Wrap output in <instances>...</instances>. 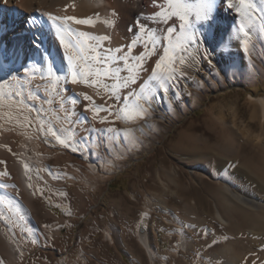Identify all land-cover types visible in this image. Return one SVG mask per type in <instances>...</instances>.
<instances>
[{"label":"rangeland","instance_id":"rangeland-1","mask_svg":"<svg viewBox=\"0 0 264 264\" xmlns=\"http://www.w3.org/2000/svg\"><path fill=\"white\" fill-rule=\"evenodd\" d=\"M253 19L254 16L251 17ZM258 24L257 35L254 38L251 36L252 41L250 34L244 35L240 48L247 68L242 69L241 61L231 62L224 56L217 57L214 49H208L202 51L200 58L204 60L195 71V61H190L188 68L182 67L181 70L176 67L178 49L175 64L171 66L179 74L174 88L176 99L166 98L168 106L146 108L131 95V91L136 92L139 85L135 86L137 90L116 93V84L112 79L99 78L97 90L106 100L88 101L81 97L76 116L87 119L79 132L83 142L90 147L91 157L88 160L71 156L74 158L75 173L69 188H66V182L49 183L54 189H59V201L65 202L62 209L65 213L71 212L73 219L69 226L64 222L65 228L53 260L50 262L41 256L48 261L46 264H57L59 259H67L69 264H74L83 255L88 264H151L137 240V230L147 210L150 211L149 235L153 248L159 257L166 256L169 264H197L199 261L202 264H222V261L214 262L211 256L225 246L222 242L226 241H232L237 248H245L249 253L245 257L248 263L260 258L264 262L261 252L248 243L252 237L262 234L258 221L264 219V116L259 103L250 99V96L264 97V26ZM177 31L180 30L176 29L171 41ZM168 44L167 34L161 41L157 59L148 66V77L160 56L168 50ZM139 45L133 44L132 50L135 48L136 52ZM141 56L137 54L136 58ZM139 68L136 61V72ZM67 86L71 97H80L70 84ZM67 86L61 83L62 91ZM130 104L143 108L145 117H140L138 111L136 115L130 113ZM97 108L111 111L97 113ZM112 111L119 115V120L113 118ZM125 119L130 120L127 126L121 123ZM14 120L16 118L8 116L10 125L15 123ZM148 121H151V126L144 128L143 124ZM29 131L39 138L43 153L53 154L47 166L64 174L68 152L42 142L35 123L31 122ZM185 134L199 137L207 142V146L209 144L206 147L209 160H194L193 148L182 139ZM228 139L229 144L226 142ZM18 143L16 141V145ZM178 143H185L188 149L178 152L174 148ZM107 153H110L109 158ZM59 154L68 158L57 161L54 157ZM8 160L0 158L3 162L0 163V191L4 192L9 187H22L21 179L9 164L11 160ZM88 161L96 163L106 177L103 183L97 184V193H91L85 187L86 183L94 185ZM115 168L121 175L114 181L117 197L112 200L120 214L115 212L112 215L105 212L108 204L103 185L109 181V173ZM230 190L248 203L244 205L235 200L229 194ZM119 194L126 195L125 203L118 202ZM14 196L19 198L21 194ZM220 198L222 202L228 198L235 204L231 202L233 207L223 204ZM218 211L228 221L227 225L217 218ZM110 214L115 216L114 219L119 216L117 222L122 227V231H116L114 235L110 233L112 243L107 239L109 232H105ZM3 216L4 208L0 211L1 226ZM64 218H67L66 215ZM181 233L186 235L191 246L188 253L177 249ZM116 237L118 242L114 239ZM177 252L180 253L179 258L175 257ZM161 259L157 264H164Z\"/></svg>","mask_w":264,"mask_h":264},{"label":"bare ground","instance_id":"bare-ground-1","mask_svg":"<svg viewBox=\"0 0 264 264\" xmlns=\"http://www.w3.org/2000/svg\"><path fill=\"white\" fill-rule=\"evenodd\" d=\"M164 2L165 0H155V2L154 0H0V93L7 96L6 99H0V158L11 160L9 164H12L21 179V185L26 192L24 196L27 194L28 197V199L25 198V201L27 199L30 206L44 191L51 189L52 186L49 183L65 182V174H59L47 166V161L53 158V154L42 152V147L38 143L39 138L33 136L29 131L31 122L36 124L37 134L40 135L42 142L50 143L62 151L68 152L69 159L66 163L71 161L73 155L89 160L91 157L90 147L83 142L81 131L79 132V128L87 122V119L77 118L76 114L80 107L81 97H89L88 101L106 100V97L99 94L97 90L99 84L97 85L96 81L99 78L104 79L102 76H93L91 83H71L67 61L68 53L60 43L61 36H64L66 41L69 39L63 30L66 28L72 33L83 32L87 36L95 38L90 40L89 44L97 50L96 54L104 56L107 53L110 56L105 70L108 67L111 68L113 73L111 79L116 84V93H125L124 91L134 89L136 85H139L137 86L138 90L135 88L136 92L131 91V95L136 98V101L146 108L160 109L166 104L168 106V103H165L166 98L171 97L172 101L176 99L174 96L175 81L179 80V74L174 71V75L167 79L163 85L167 88L165 92L152 81L151 76L147 75L148 66L157 59V53L161 51V41L168 34L167 28L172 27L179 30L181 24L178 18L171 16V13L168 14L169 19L166 23L158 16ZM180 2L187 9V18L190 20L192 30L199 42L188 45L185 41V33L181 31L175 33L171 43L180 44L186 48V51L178 53V59L175 58L177 68L181 70L182 67L188 68L190 61H195V67H192L195 71L204 60L200 58L202 51L208 49H214L217 57L224 56L231 62L241 61L242 69L248 67L246 62L242 61L240 53L244 32L239 31V27L244 24V31L250 34V41H252L257 34L258 23H262L264 26V4L260 0H253L254 8L250 12L249 18L239 16L235 8L230 9L227 6V0H213L215 6L212 17L206 24H198L195 19L196 13L199 11L200 0H180ZM252 16L256 21L251 20ZM66 17L87 18L92 21V25L77 24L73 20H66ZM57 27L61 28L59 34ZM71 38L73 41L75 40L74 36ZM135 43H140L136 52H134L135 48L133 50L131 48ZM165 44L167 43L165 42ZM150 48H154V51ZM109 49H111L110 53ZM166 51L168 50L166 49ZM166 51L163 52L162 57L160 56L161 59ZM137 54L147 57L143 61V70L141 71L139 68L138 72H136ZM117 57L123 63H118ZM205 57L207 56L205 55ZM181 60L183 63L180 62ZM48 63L52 64L56 76L47 75ZM93 68L94 70L100 69V66L93 64ZM33 70H35V76L32 75ZM117 71L120 73L119 77L115 75ZM41 75L44 76L43 79H41ZM132 77L136 78V83H129L125 87L123 81L130 80ZM61 83L66 86L70 84L73 90L80 94V97H71V90L68 86L66 90L62 91ZM141 89L145 91L142 92ZM250 99L259 103L264 116V97L250 96ZM107 100L110 101L108 98ZM128 109L130 113L138 114L137 105L130 104ZM112 115L114 119L119 118L115 111H112ZM8 116L16 118L13 125L9 124ZM140 117L144 118L145 115L140 114ZM129 122V119L121 121L124 126H127ZM150 123L151 121L145 122L144 128H149ZM182 139L189 147L193 148L195 161L210 159L206 148L209 146V144L207 146V142L188 134L183 135ZM229 139L226 141L227 144H229ZM16 141H19L17 145ZM185 143H178L173 147L181 152L188 149L184 146ZM227 149H225L226 152H228ZM229 149L231 148L229 147ZM54 158L57 161L63 158L65 161L68 157L59 154ZM87 164L93 175L94 185L86 183L85 187L89 192L97 193L99 189L97 184L103 183L106 177L96 163L88 161ZM94 164L97 165V170L91 169ZM71 171L72 169L68 170V172ZM229 194L244 205L248 203L231 190ZM7 197L6 192L0 191V211L9 201ZM224 200L226 202H222L221 199V203L230 204L229 206L233 207L232 200L230 201L228 198ZM6 207L9 206L6 205ZM216 214L217 218L227 225L228 221L224 219L222 212L218 211ZM149 215L150 211L147 210L142 216L137 230V240L146 251L151 264H157L159 258H162L160 260L162 263L169 264L168 258L166 256L159 257L153 248L149 235ZM258 224L260 226L258 229L262 231V234L259 233L261 235L258 237L253 235L254 237L248 243L256 251H260L264 258V219L259 220ZM260 230L259 232H261ZM184 233L186 234L185 231ZM107 239L109 242H113L110 233L107 234ZM180 239L177 249L182 253H188L191 246H189L186 235L181 233ZM29 240L37 242L32 236ZM0 241L7 247L14 260L20 262L26 259L21 239L20 241L15 239L1 225ZM223 243L225 246L211 256L214 262L222 261V264L264 263L261 258L259 261L253 260L248 263L245 257L249 253L245 248H237L232 241ZM179 254L175 253V257L179 258ZM75 262L74 264H88L84 255ZM59 264L69 263L67 259H62ZM197 264L202 263L199 261Z\"/></svg>","mask_w":264,"mask_h":264},{"label":"crops","instance_id":"crops-1","mask_svg":"<svg viewBox=\"0 0 264 264\" xmlns=\"http://www.w3.org/2000/svg\"><path fill=\"white\" fill-rule=\"evenodd\" d=\"M107 155L109 158L110 153H107ZM125 158L128 159V157ZM115 160L118 162L120 161L119 158H115ZM67 164L68 165H66L64 176L66 188H69L73 184L72 179L75 173L74 158H72V160ZM112 165L116 166V163H112ZM68 167H72L71 172H68V170H71ZM83 171L89 175L87 170L83 169ZM120 175V171H117L116 168L113 169L109 173V181L103 185L105 186V196L107 197L106 201L108 204L105 212H110L112 215L115 212H120L119 208L116 207L115 201L112 200L113 197H117L115 194L116 186L114 181ZM54 188L52 189L51 187V189L44 191L38 197V199H36L32 206L27 203V194H25L24 197L22 196V194L26 193L24 192L25 190L23 187L22 189L21 187L8 188L9 191L6 193L8 195L9 201L3 207L4 216L2 218V226L6 228L15 239L18 241L21 239L27 256L26 259L20 261L21 263L14 260L9 254L7 247L0 241V264H25V262L33 261L34 259L41 256H45L51 262L53 260L52 256L55 257L57 255L60 235L65 228L64 222L67 223L66 226H69L73 218L71 219V212L65 213L63 211L62 208L65 205V202L59 201V189ZM16 194H21V197L18 198L14 196ZM118 197L119 203H125V194H119ZM25 198H27L26 201ZM6 205L9 207H6ZM111 214L110 218H107L108 224L105 227V232H109L114 235L116 231H122V227L120 226L119 222H117V218L119 220V216L114 219L115 216L111 217ZM64 215H66L67 218H64ZM68 218L70 219L67 220ZM31 236L37 240V244L29 240ZM114 239L118 242L117 237Z\"/></svg>","mask_w":264,"mask_h":264},{"label":"snow or ice","instance_id":"snow-or-ice-1","mask_svg":"<svg viewBox=\"0 0 264 264\" xmlns=\"http://www.w3.org/2000/svg\"><path fill=\"white\" fill-rule=\"evenodd\" d=\"M155 2V0H154ZM262 4H264V0H260ZM214 2L213 0H200V6L199 11L196 13L195 19L198 24H206L207 21L212 17V12L214 9ZM227 6L232 9L235 8L236 12L239 16L244 18H249L250 12L254 8L253 0H227ZM162 11L158 13V16L162 18L163 22H167L169 19V13H171V16H174L178 18L181 21V24L179 26V30L183 33H185V41L188 45H191L192 43H198L199 41L196 39L195 32L192 30V24L190 20L187 18L186 12L187 9L184 7V5L180 2V0H165L164 3L161 5ZM55 19V18H53ZM66 20H73L77 24H87L92 25V21L90 19H76L74 17H66ZM143 27V26H141ZM244 24H241L239 27V31L244 32V35L247 36L248 33L244 31ZM64 34L69 37V39L66 41L64 36H61L60 43L64 46L67 55V61L69 65L70 70V79L72 84H77L80 82L84 83H91V78L93 76L95 77H103L104 79H111L113 73L111 72V68L108 67L105 70V66L108 65V61L110 59V56L106 53L104 56H100L96 54V49L92 46H90L89 42L92 39H95L94 37H89L87 34L81 32V33H72L69 29H64ZM167 33L169 37V48L168 51L164 53V56L162 59H160L155 65L151 72V78L152 81L159 87L162 88L163 91H167L166 87H163L165 84V81L169 79L172 75H174V68L171 67L175 64V57L176 52L179 49L181 52L186 51V48L183 47L180 44H172L171 43V36L176 31L175 28L169 27L167 28ZM61 32V28L57 27V33L59 34ZM154 35V33H153ZM75 37V40L71 37ZM150 50L154 51V48H150ZM109 53L111 52V49L108 50ZM147 59V57L141 56L137 60V64L140 66V70H143V61ZM118 63H123L119 61V57H117ZM183 63V60L180 61ZM93 64L99 65L100 69L93 68ZM47 75L48 76H56V71L53 69V66L51 63L47 64ZM32 75L35 76V70L32 71ZM117 77H119L120 73L117 71L115 73ZM44 76L41 75V79H43ZM58 79V77H57ZM97 85L99 84V80L96 81ZM129 83H136V78L132 77L130 80H124L123 84L126 87ZM141 91H145L144 89H141ZM18 95V94H17ZM111 96V93H110ZM7 96L5 94L0 93V99H6ZM14 98V97H13ZM85 99H90L89 97L85 96ZM88 110V109H86ZM102 110H108L110 109H101L97 108L96 112ZM137 111L141 114H146L144 112L143 108H140L137 106ZM3 163V162H0ZM27 168V166H26Z\"/></svg>","mask_w":264,"mask_h":264},{"label":"built area","instance_id":"built-area-1","mask_svg":"<svg viewBox=\"0 0 264 264\" xmlns=\"http://www.w3.org/2000/svg\"><path fill=\"white\" fill-rule=\"evenodd\" d=\"M91 169H95V170H97V165L94 164V165L91 167ZM23 255H24V254H23ZM47 262H48V261H47L46 259L40 257V258H37L34 262H32V263H28V264H46ZM59 262H60V259L57 260V264H59Z\"/></svg>","mask_w":264,"mask_h":264}]
</instances>
